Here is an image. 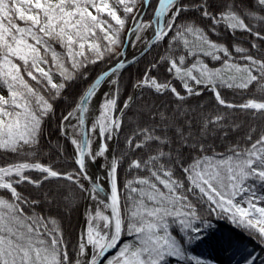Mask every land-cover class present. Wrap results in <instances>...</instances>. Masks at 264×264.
<instances>
[{
    "label": "snow or ice",
    "instance_id": "6c2138e0",
    "mask_svg": "<svg viewBox=\"0 0 264 264\" xmlns=\"http://www.w3.org/2000/svg\"><path fill=\"white\" fill-rule=\"evenodd\" d=\"M210 243L264 264V0H0V264Z\"/></svg>",
    "mask_w": 264,
    "mask_h": 264
},
{
    "label": "trees",
    "instance_id": "16d2710c",
    "mask_svg": "<svg viewBox=\"0 0 264 264\" xmlns=\"http://www.w3.org/2000/svg\"><path fill=\"white\" fill-rule=\"evenodd\" d=\"M133 76L136 74V69H132ZM73 223L75 224V217L73 218ZM216 227L215 232L219 236V238L223 237L226 239H230L234 243L240 245L241 247H246L249 251H259L258 246L256 245L255 241L251 240L247 237L243 232L239 231L232 227V225L224 222V221H215L214 222ZM222 253L220 257V263L215 259L214 256V249L212 244L201 246L198 249V252L204 254L207 258L212 259L215 261V264H226V259L230 260V264H234V262L238 259V256L233 255L229 250L226 249L225 246L219 245L218 247Z\"/></svg>",
    "mask_w": 264,
    "mask_h": 264
},
{
    "label": "rangeland",
    "instance_id": "374dc122",
    "mask_svg": "<svg viewBox=\"0 0 264 264\" xmlns=\"http://www.w3.org/2000/svg\"><path fill=\"white\" fill-rule=\"evenodd\" d=\"M213 233L215 235L216 238H219V236L216 234L215 230H213ZM212 244V247L214 249V256H215V259L220 263V257H221V253L222 251L218 248L219 245L218 244H215V243H211ZM226 264H230V260L226 259Z\"/></svg>",
    "mask_w": 264,
    "mask_h": 264
}]
</instances>
